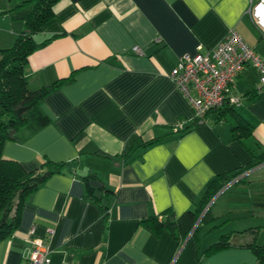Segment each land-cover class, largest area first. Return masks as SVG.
I'll return each instance as SVG.
<instances>
[{
  "label": "crops",
  "instance_id": "0c3cea01",
  "mask_svg": "<svg viewBox=\"0 0 264 264\" xmlns=\"http://www.w3.org/2000/svg\"><path fill=\"white\" fill-rule=\"evenodd\" d=\"M253 1L57 0L34 39L58 36L29 55L25 72L31 88L70 80L41 100L47 123L19 130L2 151L26 171L46 160L64 165L26 197L16 229L0 240V264H27L32 238L45 240L52 264L259 263L250 245H264L263 228L250 221L264 160L192 216L211 179L264 158L257 72L247 67L235 79L241 101L224 119L208 115L196 126L169 77L180 56L215 46L229 29L264 59V38L247 12ZM24 29V16L0 11V45ZM240 123L251 134L238 139L231 129ZM229 190L240 201L231 209L221 200ZM168 213L174 231L141 223ZM226 234L227 247L208 251Z\"/></svg>",
  "mask_w": 264,
  "mask_h": 264
},
{
  "label": "trees",
  "instance_id": "16d2710c",
  "mask_svg": "<svg viewBox=\"0 0 264 264\" xmlns=\"http://www.w3.org/2000/svg\"><path fill=\"white\" fill-rule=\"evenodd\" d=\"M56 2L57 0L22 1L18 7L25 4L30 7L24 17L25 29L17 35L12 46L0 48V240L10 236L16 229L20 209L26 197L41 186L48 175L59 172L64 165V163L46 160L41 163L38 169L26 171L16 160L6 158L2 151L4 143L16 138V132L19 130L34 133L47 123L48 119L40 108L41 100L60 84L70 80V77H67L48 87L31 88L25 72L29 55L58 36L53 35L41 42L34 39V35L41 31L42 25L52 17V7ZM256 91L259 89L256 88ZM234 106L226 102L220 107L208 110L205 117L214 115V120L219 121L225 118V113L233 111ZM193 125L196 126L197 124L193 123ZM244 129H248L247 125L240 123L235 124L231 131L239 139L244 134H251ZM263 160L264 158L231 174L216 176L211 179L203 200L200 202L199 210L192 214L194 220L204 205L226 183ZM87 192H90L89 188H87ZM168 215V220L164 222H159L156 217H148L143 219L141 223L153 232H158L163 227H168L174 231L176 223L172 213H168ZM208 215L209 213L206 212L203 218L205 222L209 220ZM229 244V236L227 234L222 235L217 242L208 248V251L219 250ZM250 247L258 256V264H264V245L251 244Z\"/></svg>",
  "mask_w": 264,
  "mask_h": 264
},
{
  "label": "built area",
  "instance_id": "2783aa9c",
  "mask_svg": "<svg viewBox=\"0 0 264 264\" xmlns=\"http://www.w3.org/2000/svg\"><path fill=\"white\" fill-rule=\"evenodd\" d=\"M247 12L264 38V0L253 1ZM197 49L195 55L180 56L169 74L175 87L188 100L194 124L206 123L207 111L226 102L235 106L240 104L241 97L233 93L232 86L245 68L257 72V88H264V59L243 41L235 29H229L215 46L203 52H200L201 45ZM132 50L143 55L136 45ZM30 242L27 264H52L45 240L32 238Z\"/></svg>",
  "mask_w": 264,
  "mask_h": 264
},
{
  "label": "rangeland",
  "instance_id": "374dc122",
  "mask_svg": "<svg viewBox=\"0 0 264 264\" xmlns=\"http://www.w3.org/2000/svg\"><path fill=\"white\" fill-rule=\"evenodd\" d=\"M22 1H24V0H0V11L8 10V13L11 14V17H15V18L18 17V19L21 16L25 17V15L27 14V12L30 9V7L28 5L25 4L24 6L15 8V6L18 5L19 3H21ZM16 9H18V10H16ZM18 33L19 32H17L16 34H18ZM16 37H17V35H16ZM14 41H13V43H14ZM13 43H11L10 45H6V46L0 45V48H8V47L12 46ZM232 88H233V86H232ZM260 171H262V173H264V168L262 170H260ZM240 187H242L244 189L243 185H240ZM252 193H253V197H254L255 201L258 204L259 203H263V204H259V205L256 204L255 206L252 207V213L256 217H253L250 222H252L254 224H257L259 226L261 225V227L263 228L261 233L263 235V233H264V182L263 181H261V182L258 181L256 183V185L252 188ZM247 195L250 198V195L249 194H247ZM233 196H234V193L229 190L221 198V200L223 198L225 199V202H227L226 205H228L229 209H231L232 206H235L236 204L238 206L240 205V201L239 200L232 199ZM248 200H251V199L245 198L241 203H247ZM220 201L217 202L216 205H218L220 203Z\"/></svg>",
  "mask_w": 264,
  "mask_h": 264
}]
</instances>
